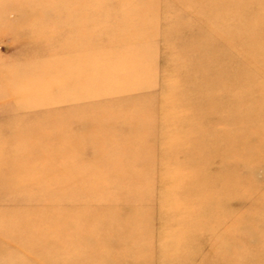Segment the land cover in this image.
Instances as JSON below:
<instances>
[{"label":"rangeland","instance_id":"rangeland-1","mask_svg":"<svg viewBox=\"0 0 264 264\" xmlns=\"http://www.w3.org/2000/svg\"><path fill=\"white\" fill-rule=\"evenodd\" d=\"M250 8L205 16L206 34L189 15L210 0H0V264H264V6ZM55 219L78 226L59 235ZM112 235L95 256L121 261L86 262Z\"/></svg>","mask_w":264,"mask_h":264},{"label":"bare ground","instance_id":"bare-ground-1","mask_svg":"<svg viewBox=\"0 0 264 264\" xmlns=\"http://www.w3.org/2000/svg\"><path fill=\"white\" fill-rule=\"evenodd\" d=\"M182 1V0H181ZM187 2H181L180 5L182 8H186L188 5V3L186 4ZM148 4H145L144 6H147ZM259 5H263L264 6V0H238V1H235V0H210V13H206L205 11H197V13H194V17H191V15H189V18L194 20L195 22H198L200 24V31L201 32H204L207 34V31L204 30V26H205V16L206 17H210V20L212 19H217V18H224L228 13H227V10L230 12V13H233V14H236V16H241V14H237L238 13H241L240 10H242L244 8V12H246L247 9H251L250 7H256V6H259ZM180 7V6H179ZM240 7L242 9H240ZM143 8V7H142ZM138 9H141V7H138ZM181 15H182V12H181ZM186 16L188 17V14H186ZM139 18V17H138ZM144 18H146L144 16ZM136 21H138V19H136ZM242 24H244L242 22ZM260 26L257 27L256 25V30H254L255 32L254 33H257L261 28H259ZM211 32L210 35L213 37V36H217L218 39L221 41V43L225 46H228L229 44H231L232 42V38L231 36L232 35H235V33H229L230 31H218V30H215L214 31H209ZM230 34V36L228 35ZM259 34V33H258ZM202 38H203V41L204 39L208 38L205 34H199ZM209 35L210 38H212L211 36ZM220 35V36H219ZM221 37V38H220ZM255 37V36H254ZM238 38H236L237 40ZM241 41V39H239ZM250 42V40H248ZM248 50H251L252 49H248ZM254 134V133H253ZM50 167V166H49ZM54 168V167H52ZM51 168V169H52ZM57 169V168H56ZM49 170V169H48ZM61 170V169H60ZM50 171V170H49ZM52 173L54 174L53 177L59 179V177L62 175L63 176V172L62 170L59 172V169L56 170V172H53ZM58 174V175H57ZM64 178V176H63ZM60 180V179H59ZM55 181V180H54ZM58 182V181H57ZM53 185H55L53 182H51L50 184L48 183V195L50 194L51 195V201H49V203H55L56 202V198L51 194V193H54L52 190H53ZM85 186H88L87 184L84 183ZM56 186V185H55ZM87 189V187H86ZM127 191V190H126ZM138 190H135L134 192H136ZM110 192L111 190H101V193L105 196H110ZM128 193H131L132 191L128 190L127 191ZM127 192H122L123 194H128ZM140 192V191H139ZM138 193V192H137ZM56 194V193H54ZM116 195V194H115ZM129 196V194H128ZM81 197V196H80ZM130 198V197H129ZM77 200L80 201V199L77 197L76 200H71V199H67L66 202H63L64 206H66V210H74L76 207L75 205H72L73 203H78L76 202ZM84 201V200H83ZM86 202V201H84ZM62 204V205H63ZM60 205V204H59ZM62 209V208H61ZM64 209V208H63ZM64 212V211H63ZM67 214H65V212L63 213V215L61 216L60 215V218H62L63 216H66ZM56 221V225H57V228L59 229V235L61 234H71V232L69 231H74L76 228H75V225L78 226V223L77 222H73V223H69V222H66L64 221V219H55ZM54 219L48 223V228H52V227H56L54 226ZM80 224V223H79ZM252 227V226H251ZM250 227V228H251ZM64 229H67L64 231ZM90 230H93V229H90ZM89 228L86 229L84 232H87V231H90ZM87 234H91V231L90 232H87ZM121 236H125V233L123 234H120ZM81 236H83L84 238L88 237L86 236V234H81ZM112 239H104V240H101V239H96V243L89 246L87 249H86V252H85V256L86 257V262L87 261H93V259H100L102 261L106 260V259H110V260H113L114 262H119L121 260L118 259V257L116 255H112V254H109V255H105L103 257H100L98 258V254H99V251H104L103 249L104 248H107V246L111 245V243L113 242H116L115 238H118V235L117 236H111ZM82 237H80L79 239L80 240H83V238L81 239ZM136 239L138 238V236L136 235L135 237ZM52 238L50 237L49 238V241H50V244L49 246H53L55 244V240L53 239L51 242ZM126 241H129V238H126ZM53 244V245H52ZM53 249H56V248H53ZM95 254H97V256H95Z\"/></svg>","mask_w":264,"mask_h":264}]
</instances>
